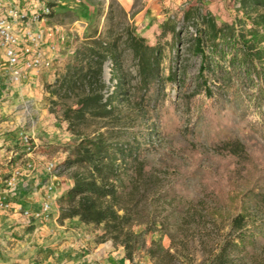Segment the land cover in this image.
Returning <instances> with one entry per match:
<instances>
[{
    "label": "trees",
    "instance_id": "1",
    "mask_svg": "<svg viewBox=\"0 0 264 264\" xmlns=\"http://www.w3.org/2000/svg\"><path fill=\"white\" fill-rule=\"evenodd\" d=\"M229 1L235 8L229 21H216L198 6L181 15L185 31H193L188 51L199 58L189 85L170 51L146 45L131 31L125 37L91 39L62 79L64 94L75 96L62 120L78 140L63 163L65 170L74 171L71 186L58 200V219L102 227L103 236L120 245L129 262L141 243L131 227L145 224L155 232L167 224L157 221L147 203L175 205L171 191L180 190L184 180L177 176L174 187L162 186L145 160L166 135L177 132L209 144L221 127L236 124L264 142V0ZM162 34L170 35L171 48L181 40L169 23L163 24ZM125 54L135 63L131 79L123 71ZM107 61L120 72L109 95L102 78ZM172 88L177 89L174 99ZM179 105L185 108L184 120L175 114ZM220 153L216 166L203 176L210 199L189 203L176 231L192 236L205 233L208 223L225 222L229 230L208 264H247L264 242V156L253 152L244 158V149L231 145ZM170 250L151 241L146 255L155 264H174ZM262 255L259 264H264V251Z\"/></svg>",
    "mask_w": 264,
    "mask_h": 264
},
{
    "label": "rangeland",
    "instance_id": "2",
    "mask_svg": "<svg viewBox=\"0 0 264 264\" xmlns=\"http://www.w3.org/2000/svg\"><path fill=\"white\" fill-rule=\"evenodd\" d=\"M26 9L40 11L48 7L50 15L44 27L55 32L47 42L55 46L61 59L60 65L50 69L29 71L21 82L3 78L5 71L0 67V136L8 142L9 153L0 160V186L4 181L16 177V189L23 192V200L8 195L9 203L15 207L0 212V264H75L77 251L99 249L112 262L106 264H155L146 251L151 241H160L164 248L176 257L174 264H208L216 245L228 232L225 222L206 225V232L190 235L180 229V214L186 215L189 203L210 199L203 176L216 166L221 148L231 145L244 149V158L253 152L264 156V142L234 125L221 127L212 142L205 144L177 132L166 135L157 151L147 153L150 163L162 186L174 187L177 176L184 177L180 190L174 191L177 206L167 202L147 203L158 225L150 232L145 224L133 225L132 231L141 235V243L134 252L133 260L127 261L123 248L108 236H103L102 227L84 226L76 219L59 221L58 200L71 184L74 171L65 170L63 165L77 137L67 129L62 112L74 107L75 96L65 95L61 90L62 79L68 65L74 64V57L91 39L107 40L112 35L123 36L131 31L142 38L146 45H160L166 54L170 51L172 61L182 66L189 85L199 67V58L188 51L192 29L185 31L181 15L192 6L204 8L216 21H229L235 15V8L229 0H33L36 5L28 7L31 0H22ZM164 23L174 25L180 31L181 40L171 48L170 35L162 34ZM176 58L177 60H175ZM123 71L135 75V63L129 54L123 57ZM168 60L164 61L167 66ZM3 75V77H2ZM120 72L107 61L102 70L105 93L109 95L115 87ZM177 89L170 90L174 99ZM184 106L179 105L175 114L185 119ZM184 127V123L182 124ZM29 139L28 144L22 138ZM7 151V152H8ZM243 158V159H244ZM52 166V167H50ZM44 203L50 205V218L41 222L24 211L36 213ZM264 209V200L260 203ZM177 221V224H176ZM179 227V228H178ZM189 230L191 228H188ZM167 231V232H165ZM78 234L70 239V235ZM185 234V236H184ZM183 239V240H182ZM109 243V245H106ZM264 242L259 245L247 264H259L263 258ZM67 252V253H66ZM57 256H56V255Z\"/></svg>",
    "mask_w": 264,
    "mask_h": 264
},
{
    "label": "built area",
    "instance_id": "3",
    "mask_svg": "<svg viewBox=\"0 0 264 264\" xmlns=\"http://www.w3.org/2000/svg\"><path fill=\"white\" fill-rule=\"evenodd\" d=\"M29 2L30 8L36 5L33 0ZM49 15L48 7L40 11L27 10L22 0H0V67L3 66L6 73V77L2 75L3 78L11 82H21L29 71L60 65L61 59L55 46L47 44L55 36L54 31L44 27ZM22 141L28 144L29 139L23 137ZM15 184L16 177L12 176L0 186V212L12 208L8 195ZM23 214L47 222L50 218V205L44 203L40 211H24Z\"/></svg>",
    "mask_w": 264,
    "mask_h": 264
},
{
    "label": "crops",
    "instance_id": "4",
    "mask_svg": "<svg viewBox=\"0 0 264 264\" xmlns=\"http://www.w3.org/2000/svg\"><path fill=\"white\" fill-rule=\"evenodd\" d=\"M3 132H4L3 130L0 131V135ZM9 148H11V146H9L8 142H6L5 137L0 136V160L4 159V157L7 155V153H9V151H8ZM12 194L14 195V198L16 200L19 199L20 201H22L23 197H25L23 192H21L18 189H16L15 191H10L9 195L12 196ZM11 207H12L11 211H13L14 210L13 208L15 206L13 204H11ZM76 221H77V219H76ZM69 235L71 236L70 239L76 238L78 236V234L71 235L70 233H69ZM80 247H81V249L83 248L84 250H82L83 253H81L80 251H77L76 254H74V256H75L74 263L75 264H106V263L113 261V259H111L108 255H105L104 252L100 251L98 248L86 250L84 248V245H81Z\"/></svg>",
    "mask_w": 264,
    "mask_h": 264
},
{
    "label": "water",
    "instance_id": "5",
    "mask_svg": "<svg viewBox=\"0 0 264 264\" xmlns=\"http://www.w3.org/2000/svg\"><path fill=\"white\" fill-rule=\"evenodd\" d=\"M106 245H109V243H107Z\"/></svg>",
    "mask_w": 264,
    "mask_h": 264
}]
</instances>
